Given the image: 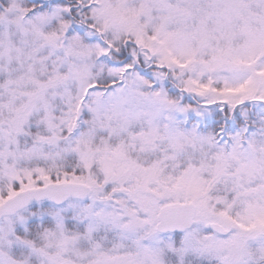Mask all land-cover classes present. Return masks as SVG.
Returning a JSON list of instances; mask_svg holds the SVG:
<instances>
[{
	"label": "clouds",
	"instance_id": "obj_1",
	"mask_svg": "<svg viewBox=\"0 0 264 264\" xmlns=\"http://www.w3.org/2000/svg\"><path fill=\"white\" fill-rule=\"evenodd\" d=\"M261 69L264 0H0V264H264Z\"/></svg>",
	"mask_w": 264,
	"mask_h": 264
},
{
	"label": "snow or ice",
	"instance_id": "obj_2",
	"mask_svg": "<svg viewBox=\"0 0 264 264\" xmlns=\"http://www.w3.org/2000/svg\"><path fill=\"white\" fill-rule=\"evenodd\" d=\"M248 63H251L250 61ZM261 74H264V69H261L260 70ZM247 81H245L244 83H241L239 84L238 86L236 87H233V86H229V85H226L225 88L222 90V92H228V93H231V92H238V91H241L243 90L246 85H247ZM203 88L207 89L208 87H210V85H203L202 86ZM223 102V101H222ZM220 111H227V107L223 108V109H220ZM218 115V113H217ZM45 179H48V177H44ZM261 216H264V213L260 214ZM261 223H264V218L261 219L260 221ZM240 227H249L248 225H244V224H240Z\"/></svg>",
	"mask_w": 264,
	"mask_h": 264
}]
</instances>
